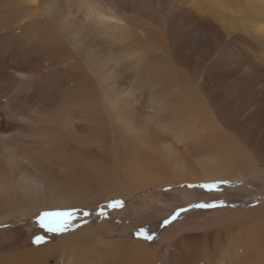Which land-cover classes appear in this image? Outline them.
<instances>
[{
    "label": "bare ground",
    "instance_id": "obj_1",
    "mask_svg": "<svg viewBox=\"0 0 264 264\" xmlns=\"http://www.w3.org/2000/svg\"><path fill=\"white\" fill-rule=\"evenodd\" d=\"M262 13L264 0H0V264H264V195L158 247L80 212L29 245L16 221L142 207L148 189L199 181L264 192Z\"/></svg>",
    "mask_w": 264,
    "mask_h": 264
},
{
    "label": "rangeland",
    "instance_id": "obj_2",
    "mask_svg": "<svg viewBox=\"0 0 264 264\" xmlns=\"http://www.w3.org/2000/svg\"><path fill=\"white\" fill-rule=\"evenodd\" d=\"M261 15H264V13ZM243 93L246 98L250 96L249 90H243ZM205 182L207 184H217L216 189L209 190L207 188L199 187V185L205 184ZM256 182L259 181L252 180L249 182L247 181L246 183L254 186L258 184ZM187 185L189 184H185L184 187L170 186L148 189L144 195V202L146 205L142 207L136 206V202L139 201L138 197L131 200L111 199V201H123L124 206L120 208H108L107 205L109 202L93 206L88 210L90 215L82 217L81 220L87 221L86 219H89L90 223L93 225H97L104 220L109 226L112 236H115L125 230L129 239L131 238V240L133 239L147 243L150 247H158L160 246L164 233H166L167 229L176 226L180 222L195 220L197 217H200L207 212H213L216 210L240 208L243 206L249 207L252 206L254 198L258 199V197L264 195L263 188H261L262 190H260L261 193L259 194L237 196V192H243L241 189L246 190L249 188L246 186L242 187L241 185L228 186L226 183H222L219 179L213 181L194 182L191 184L194 185V187L191 188L187 187ZM153 192L157 194H164V201H155L150 203L149 201ZM178 194L181 195L178 196ZM194 204H216L218 206L214 208H190V206ZM179 209L189 210L181 212L178 218L173 220L171 223L164 224V221L169 220ZM101 210L107 213L106 218L101 217L98 214ZM16 221L18 222L17 226L23 227V233L20 234L21 238L32 237L31 239H28L29 245H37L33 243L35 234L41 236L42 233L39 232H46L45 229L38 226L39 224L37 219L32 217V215H26L24 218L17 219ZM73 222H78V218L76 217ZM141 229L150 233L153 236V239L146 241L142 238H138L135 234ZM55 235L56 234H52V236L45 238H53ZM39 245L44 244L42 243Z\"/></svg>",
    "mask_w": 264,
    "mask_h": 264
},
{
    "label": "snow or ice",
    "instance_id": "obj_3",
    "mask_svg": "<svg viewBox=\"0 0 264 264\" xmlns=\"http://www.w3.org/2000/svg\"><path fill=\"white\" fill-rule=\"evenodd\" d=\"M89 20L93 24H99L101 27H103L105 24H111L116 23L115 19H110L107 16H101L99 18L95 17V15L89 16ZM222 183H227V181H222ZM181 187H184V185H181ZM187 187H194V185H187ZM201 188H207L209 190H214L217 187V184H201L199 185ZM124 206V202L120 200L111 201L108 203V208H120ZM216 204H194L191 205L190 208H214L217 207ZM189 209H179L173 216L169 219L164 221V224H169L173 220L177 219L181 212H186ZM80 212L82 216H88L90 215L87 211H82L80 209L76 208H53L51 210H47L42 212L38 217V223L39 227L45 229L47 233H54V234H62L67 232L73 227H76L78 225H73V220L76 218L77 213ZM101 217L107 216V213L103 210L99 211L98 213ZM87 221H84L86 223ZM0 227H4L3 225H0ZM138 238H142L146 241L152 240L153 236L146 232L145 230L141 229L135 234ZM45 242L44 236H36L33 239L34 244H41Z\"/></svg>",
    "mask_w": 264,
    "mask_h": 264
}]
</instances>
